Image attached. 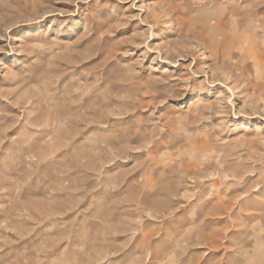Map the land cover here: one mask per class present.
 Listing matches in <instances>:
<instances>
[{
	"label": "rangeland",
	"instance_id": "374dc122",
	"mask_svg": "<svg viewBox=\"0 0 264 264\" xmlns=\"http://www.w3.org/2000/svg\"><path fill=\"white\" fill-rule=\"evenodd\" d=\"M0 264H264V0H0Z\"/></svg>",
	"mask_w": 264,
	"mask_h": 264
},
{
	"label": "bare ground",
	"instance_id": "6f19581e",
	"mask_svg": "<svg viewBox=\"0 0 264 264\" xmlns=\"http://www.w3.org/2000/svg\"><path fill=\"white\" fill-rule=\"evenodd\" d=\"M220 21L217 22V27L220 26ZM219 35L222 38V41H226V37L227 35L224 34V32L222 30H219ZM227 43V42H226ZM219 44V41L215 44V45H218ZM250 47H252L251 49H245L243 48V46H241V52H239V54H235L236 56L235 57V60L239 61L240 65H245L247 60L251 59L253 61H258L259 59H261V56L258 54V52L256 51V46L255 44L253 43H250ZM244 52H247V56L244 55L243 53Z\"/></svg>",
	"mask_w": 264,
	"mask_h": 264
}]
</instances>
